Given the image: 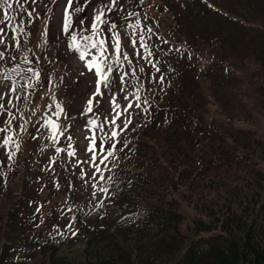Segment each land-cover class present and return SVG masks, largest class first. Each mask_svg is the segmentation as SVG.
Returning <instances> with one entry per match:
<instances>
[{
	"label": "trees",
	"instance_id": "1",
	"mask_svg": "<svg viewBox=\"0 0 264 264\" xmlns=\"http://www.w3.org/2000/svg\"><path fill=\"white\" fill-rule=\"evenodd\" d=\"M257 1L242 9L237 22L243 31L229 40L230 61L244 64L245 54H255L244 78L252 86L248 99L235 101L231 92L230 110L204 94L194 79L198 64L185 77L175 63L169 77L158 59L160 98L148 111L151 121L119 148L114 162L123 172H109L120 192L103 222L85 231L84 248L63 253L68 238L56 232L43 207L24 210L23 189L4 200L0 264H264V126L239 124L264 121V3ZM154 37L147 50L166 44L159 30ZM208 44L204 60L214 50L223 54L221 38Z\"/></svg>",
	"mask_w": 264,
	"mask_h": 264
},
{
	"label": "rangeland",
	"instance_id": "2",
	"mask_svg": "<svg viewBox=\"0 0 264 264\" xmlns=\"http://www.w3.org/2000/svg\"><path fill=\"white\" fill-rule=\"evenodd\" d=\"M202 2H197L196 0H118V3L113 5V11L108 12L105 11L104 19L108 21V24L115 23L117 25V31L120 32L122 37V43L124 49L130 54L134 53L133 56V63L135 65V68L137 67L140 69L141 67L144 68V71L147 67V62L145 59H141L135 55V50L132 48L131 44L128 40V35L132 32V29H129L127 27L128 24L136 25V22L134 19L131 18H120L117 17V15H139L141 20L143 21H150L152 22L149 15H151L152 19L156 22L155 25H152V28L158 29V16H166L169 21H171L170 15H175L174 19L176 18L177 21L180 23L181 28H183L186 32V34L189 36L190 39H193L195 36H202L206 39L209 38L212 35H221L224 39H227L226 37L230 34L235 35L237 33V25L235 21L232 20V18L229 20L227 17H225V14H222L220 12H217L211 8H209V4L204 2V0H201ZM248 1L250 4L254 3L255 0H213L209 1L211 3H214L220 7H225L229 9L232 12H241L240 9L246 8ZM110 0H90V3L85 4V0H79V4L81 6H84V11L75 14L74 19L76 21L75 30L79 31L81 29L80 21L83 20L85 25H90L93 16L95 15V12L98 8H102L104 4H109ZM128 3H137L139 4L136 8L138 12H135L133 9H128L126 6ZM264 0L257 1V5H263ZM8 4L12 5V8H8ZM67 4V0H35V3L32 2V0H0V29H3L2 32H0V36L3 34H6L8 32V29H10L11 34H15L13 32H20L22 30H28L26 28L25 18L21 15H24L28 19H33L32 27L36 31L34 33V37L31 38L30 36L26 37V45L30 44L34 47L36 54L42 58L50 59L51 55L54 54L57 56L59 60L66 61V66L64 70L59 71L57 74L50 75L52 76V80H55L58 84L62 83L63 78L65 75L69 76V87L71 90H73V86L76 88L78 92V97L76 100L71 102V107L73 109V112L81 110L83 112V109L86 107V101L88 98L92 95L93 91V84L95 82L94 74L89 73L85 67L82 61L78 59V54L74 53L71 49L67 47L69 42V37L65 35L62 31V24H63V14H64V8ZM246 6V7H245ZM211 7V6H210ZM237 9V10H236ZM29 13H31V16H29ZM47 14L45 15L50 16L52 23V29L50 31H53L56 33V36H54L51 32L49 33L50 36L57 40L59 44H56L55 47H52L50 43L48 42V39L45 40L46 37H44L45 32V24L43 22L37 23L36 21L42 20L46 23L45 19H41L37 17V14ZM204 15V16H201ZM7 16L8 19L5 20L4 17ZM105 33L107 32L108 25L103 26ZM138 33H140L139 28L136 29ZM142 35V34H140ZM49 36V35H48ZM37 39H41L39 44L36 42ZM193 44H198L196 41H190ZM226 45V44H225ZM139 48V47H137ZM139 50V49H137ZM17 59L9 58V60H6L7 67H9V71L13 74V67L16 65ZM3 63V62H1ZM0 63V64H1ZM34 64H36V60L31 58L30 64L28 67H32ZM0 67H3V65H0ZM128 66L125 65V70H127ZM6 73L5 67L0 68V77L1 79L4 78L3 75ZM53 73V72H52ZM83 73V74H82ZM119 81V76L115 77ZM153 76H148L147 79L150 81L153 79ZM33 81L35 80L34 76L31 78ZM30 79V80H31ZM13 80H5V82L10 85V88H15L18 85V82H16V79L14 80V84L9 83ZM2 82L0 81V85ZM49 89H55L56 83L52 82L50 83ZM2 89L0 87V93ZM102 91H105L102 88ZM127 94H130L129 92ZM54 97L57 99V103L60 104L63 108L65 105H69V101H65L62 98L61 91H56L55 96L51 98V101H53ZM130 98V95H129ZM96 100H99V104H96L94 101V107L93 112L83 114L81 117H68L67 119L64 118V114H61V118L57 121V123L61 126H68L67 130H74L75 131V138L77 145H74L71 148V151H75L78 154L74 156V161L70 164V169L72 171H76V176H81V169L85 170L87 173V177H91L92 172L94 171L93 168L89 166L88 163H81L79 166H77V161H88L90 159V153L86 151L87 145L89 143V140L86 139V137H89L92 135V133L89 132V126L87 125L88 119H97L98 121V115L99 110L102 109V107L105 106L107 110V116H111V106H110V97H106V92L103 98L96 97ZM117 101L121 105V108H123L128 101L124 99L123 96H117ZM14 102L11 104H8L6 101L0 100V104H3L5 107L0 108V114H2V119L0 118V129L1 127H6L4 131H0V160L3 158L4 152L7 153V148L13 147L12 144H8L7 146H3V138H6L8 136H12L13 138H16V135L18 132H21V125L25 127L24 122L22 119L18 117L17 107L13 106ZM33 105L34 107L37 106V103H31V102H24V105ZM6 109V110H5ZM22 109V108H21ZM20 109V110H21ZM141 109V105H140ZM44 110L45 112H52V109L42 104L39 106V111ZM132 112V108L128 110V113H125L124 116L120 118V120L117 121L123 123L125 119L129 118L130 113ZM11 113V115H9ZM48 114L47 117H44L40 121V126L43 124L45 119L51 118L53 113H46ZM52 119V118H51ZM67 120V121H66ZM72 121H75L72 124ZM15 123H17L15 125ZM100 122H98L99 124ZM262 126H264V121L262 120L260 122ZM70 125V126H69ZM105 132L109 130V125L104 126ZM100 133H98L99 135ZM50 132L47 128L40 127V130L37 134L36 140L34 141L35 145H38L36 149H40L41 147L45 145H50L53 143V141L50 139ZM15 139H13L12 143ZM98 142V141H97ZM46 143L43 146H40L41 144ZM99 160V158H98ZM98 162V161H97ZM57 176L51 177V179H55ZM94 183H96L94 181ZM92 184L90 183V193L92 194L94 189L92 188ZM84 189L86 190V185L82 183ZM97 188L96 190H98ZM44 193V192H42ZM1 193V195H3ZM49 196H52V198H49L48 203H52L55 201H58L60 203H64L63 207H67V195L64 192L57 191L54 193H49ZM97 195L93 196L92 194V201L95 199ZM77 204H81V202H77L76 205L72 209H66L65 213H74L76 210ZM5 206L2 204V201H0V215L4 213ZM151 233H154L157 235L158 231L153 230ZM84 246L83 242L81 240H76L73 243L66 244L63 246L62 252L67 253L69 255H72V253L77 252L79 249H82Z\"/></svg>",
	"mask_w": 264,
	"mask_h": 264
},
{
	"label": "snow or ice",
	"instance_id": "3",
	"mask_svg": "<svg viewBox=\"0 0 264 264\" xmlns=\"http://www.w3.org/2000/svg\"><path fill=\"white\" fill-rule=\"evenodd\" d=\"M32 2L35 3V0H32ZM87 3H90V0H85V4ZM117 3L118 0H110L109 4H104L102 8H98L90 25H85L84 21L81 20L80 24L82 27L79 31L75 30L76 21L74 16L75 14H79L85 10L84 6L79 4V0H67L63 14L62 31L69 37L67 47L74 53L78 54V59L83 62L85 69L89 73H93L95 78V91L86 101V107L83 109L82 114L93 112L94 101L96 104H99V100H96V97L103 98L105 92L110 94L109 103L111 106V116L105 117L103 122L99 124L97 119H88L87 121L89 131L92 132L91 136L86 137V139L89 140L86 151L90 153V159L84 162L77 161V166H79L81 163H88L89 166L94 169L90 177V179L97 181L96 183L92 184V188L94 189L92 193L93 196L97 195L96 189L98 188L99 182L97 177H99V180L105 179L101 165L107 167L106 161L113 156L114 150L116 149V145L118 143V137L128 128V125L131 123V119L127 118L124 120L123 127L121 128L117 124V121L120 120V118L124 116L125 113H128V110L133 107V102L129 98L130 94H126L124 96V99L128 101V103L123 108H121V105L117 101V93L112 91V86L115 83L116 76H119L120 92L127 91L126 84L129 76L136 77V69L133 67V61L130 58L129 53L123 47L121 34L116 30L117 25L114 22L109 25L108 21L104 19L105 11H113L114 9L112 6ZM7 6L8 8H12L11 4H8ZM29 16H31V13H29ZM4 19L7 20L8 17L5 16ZM104 25H108L106 33L103 28ZM138 26L139 21H137L136 25L128 24L127 27L132 29V32L127 35L129 43L135 50V55L141 59H144L145 57L143 54L137 50V47H139V49H144L147 51V46L143 43L144 37L136 30ZM2 31L3 29H0V32ZM3 43V38H0V44ZM147 55L148 57H151L153 53L147 52ZM3 56L4 53L0 52V59H3ZM147 62L151 64V66L157 72L160 71L157 65L152 63L151 60H148ZM125 65L128 66L127 70H125ZM28 71L31 72L32 70L28 69ZM139 71L143 72V67H141ZM33 75L38 76L37 73H33ZM162 79L163 77H161V80ZM23 87L30 88L31 84H25ZM102 88L105 91H102ZM10 91L15 92L16 89L12 88ZM20 98L21 97L19 96L16 97V99ZM2 99L3 96L0 95V100ZM139 99V96H136V101H139ZM7 103L11 104L12 99L10 98ZM135 106L140 107V103L137 102ZM4 107L5 106L3 104H0V108ZM49 107L51 108L52 106L49 105ZM53 114L56 116V120L51 118L45 119L40 127L47 128L51 134L50 139L53 142H56L58 135H63V133L67 131L68 127L59 125L57 121L61 118V114H64L65 119L68 117L64 108L58 103L55 104V112ZM9 115H11V113H9ZM105 125L111 126L107 132H105L104 129ZM21 129L26 130L23 125H21ZM0 131L4 130L0 129ZM37 131H39V129H37ZM98 133L100 134L98 135ZM33 139H35V137H33ZM67 139L71 141L72 137L69 135ZM12 141V136L3 138V146H7ZM97 141H99V147H97ZM106 144H110V147H106ZM16 147L18 148L19 145H16ZM68 147L70 149L72 148L71 143H69ZM55 150L57 153L63 151L61 148H56ZM14 155V152H10L8 154L9 160H11ZM67 155L74 157L75 151H68ZM86 175L87 173L85 170L81 169V177L83 178ZM98 190L102 193L108 192L107 188L101 187ZM72 234L75 235L76 233L73 232Z\"/></svg>",
	"mask_w": 264,
	"mask_h": 264
}]
</instances>
